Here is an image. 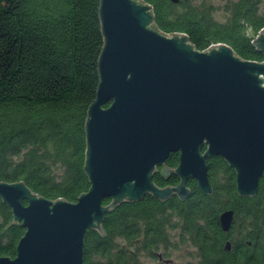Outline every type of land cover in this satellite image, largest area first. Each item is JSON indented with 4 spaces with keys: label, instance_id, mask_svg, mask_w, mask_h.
I'll list each match as a JSON object with an SVG mask.
<instances>
[{
    "label": "trees",
    "instance_id": "16d2710c",
    "mask_svg": "<svg viewBox=\"0 0 264 264\" xmlns=\"http://www.w3.org/2000/svg\"><path fill=\"white\" fill-rule=\"evenodd\" d=\"M98 1L0 0V181H22L47 199L75 201L87 190L83 124L98 83L103 43ZM142 1L151 6L152 23L160 32L184 33L196 50L223 43L241 59H262L241 31L264 24V14L254 8L240 17L237 8L232 18L216 21L213 8L204 3L178 8L169 0ZM164 164L175 167L176 153ZM206 169L209 194L189 179L184 200L146 194L106 212L103 235L85 230L82 264H142L138 253L153 256L157 248H176L185 241L196 251L185 264H264V172L255 194L240 197L233 169L222 158L207 159ZM162 179L157 171L151 177L159 187ZM176 181L174 175L168 180ZM226 209H232L233 221L223 232L218 215ZM23 232L0 200V255L13 257Z\"/></svg>",
    "mask_w": 264,
    "mask_h": 264
},
{
    "label": "water",
    "instance_id": "95a60500",
    "mask_svg": "<svg viewBox=\"0 0 264 264\" xmlns=\"http://www.w3.org/2000/svg\"><path fill=\"white\" fill-rule=\"evenodd\" d=\"M97 18L98 83L83 124L88 188L67 201L37 195L22 181H0L11 222L24 228L14 256L0 255V264H82L85 230L103 235V216L117 204L146 194L184 200L189 179L211 193L206 161L213 156L233 169L238 196L257 190L264 172V60L241 59L223 43L196 50L185 34L160 32L142 0H99ZM252 45L264 55V29ZM176 151L170 171L178 183L156 186L152 175ZM232 221V209L218 215L223 232Z\"/></svg>",
    "mask_w": 264,
    "mask_h": 264
},
{
    "label": "rangeland",
    "instance_id": "374dc122",
    "mask_svg": "<svg viewBox=\"0 0 264 264\" xmlns=\"http://www.w3.org/2000/svg\"><path fill=\"white\" fill-rule=\"evenodd\" d=\"M226 1L227 0H192V2L190 3L193 5L204 3L205 5L211 6L213 8V19L216 21H223L227 16L226 11L223 10L224 6L226 5ZM256 2L258 6V11L264 12V0H256ZM246 34H251V32L249 33V31H246ZM202 149H204V147H202ZM176 234L177 229L172 230L169 239L175 240ZM165 250L167 251V253H161L164 251L162 247L159 248L158 252H160L161 254L160 260H158L156 257L157 253H154L153 256H149L145 252L138 253L137 259L142 264H185L187 262H192V253H196L195 248L191 245L189 241L178 243L176 245V248L166 247Z\"/></svg>",
    "mask_w": 264,
    "mask_h": 264
},
{
    "label": "flooded vegetation",
    "instance_id": "af4514ba",
    "mask_svg": "<svg viewBox=\"0 0 264 264\" xmlns=\"http://www.w3.org/2000/svg\"><path fill=\"white\" fill-rule=\"evenodd\" d=\"M171 3H173L174 5H176L178 8L179 7H181L182 5H184V4H187V3H189L190 5H192V6H196V5H193V4H191L190 2H192V0H177L176 2H173L172 0H169ZM149 5V4H148ZM198 5V4H197ZM150 6V5H149ZM241 6H243L244 7V9H242V8H239V7H241ZM150 8H151V6H150ZM239 9V11H238V16L240 17V16H247L246 14H247V11L249 10V9H251V8H254L255 9V11L257 12V13H260L261 15H263L264 14V12H259L258 11V6H257V2H256V0H227L226 1V5H225V11H226V14H227V16L226 17H228V18H232V16H233V14H234V12H235V10L236 9ZM151 14H152V9H151ZM225 17V18H226ZM264 29V24H262L261 25V27L260 28H258L257 30H254V28H252L251 26H244L242 29H241V31L243 32V34H244V37H246L247 39H248V42L250 43V45L254 48V46L252 45V40L254 39L253 37H255L258 33H260L262 30ZM246 31H249V33L251 32V34H246ZM184 34V33H183ZM251 35V36H250ZM253 35V36H252ZM187 40H188V38H187ZM189 42V41H188ZM230 47V46H229ZM255 49V48H254ZM259 54H260V56H261V58L262 59H260V60H258V62H260V61H263L264 60V55L262 54V53H260V52H258ZM255 60H257V59H255ZM176 153V155L178 156V152L176 151V152H170L169 154H168V156L170 155V154H175ZM167 159V158H166ZM171 168H173V167H169V166H167L166 164H164L163 166H161V167H157V172L159 173V175L160 176H163V181L165 182V184L164 185H162L161 187H166V186H174V185H176L177 183H178V179H177V181L175 182V183H172V184H170L169 182H168V180H169V178L171 177V175L173 176V174H171V171H170V169ZM175 177V176H174ZM259 180V179H258ZM171 196H173V197H175V198H177V196H175V195H171ZM170 196H168V198H169ZM178 199V198H177ZM225 241H229V240H225ZM230 243V242H229ZM158 250H159V248H157L155 251H153L152 253H157L156 254V257H157V259L158 260H160L161 259V254H160V252H158ZM230 250V249H229ZM164 252H161V253H167V251L166 250H163ZM158 254L160 255V258H158Z\"/></svg>",
    "mask_w": 264,
    "mask_h": 264
}]
</instances>
